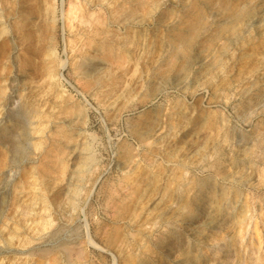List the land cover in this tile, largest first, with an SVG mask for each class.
<instances>
[{
    "label": "rangeland",
    "instance_id": "obj_1",
    "mask_svg": "<svg viewBox=\"0 0 264 264\" xmlns=\"http://www.w3.org/2000/svg\"><path fill=\"white\" fill-rule=\"evenodd\" d=\"M0 264H264V0H0Z\"/></svg>",
    "mask_w": 264,
    "mask_h": 264
},
{
    "label": "bare ground",
    "instance_id": "obj_2",
    "mask_svg": "<svg viewBox=\"0 0 264 264\" xmlns=\"http://www.w3.org/2000/svg\"><path fill=\"white\" fill-rule=\"evenodd\" d=\"M187 43H188V42H187ZM80 170H81V167H80V168L78 167L75 171H76L77 173H79V172H81ZM82 171H83V170H82Z\"/></svg>",
    "mask_w": 264,
    "mask_h": 264
}]
</instances>
